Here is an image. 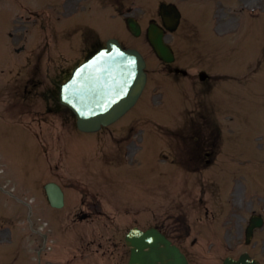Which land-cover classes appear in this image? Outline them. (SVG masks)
<instances>
[{"label":"rangeland","instance_id":"374dc122","mask_svg":"<svg viewBox=\"0 0 264 264\" xmlns=\"http://www.w3.org/2000/svg\"><path fill=\"white\" fill-rule=\"evenodd\" d=\"M36 1L47 2V0ZM59 1L62 0H56V2ZM159 1L162 0H156L153 3L149 0H133L131 5L132 15L141 21L143 28L146 27L149 17L155 15ZM163 1L175 2L177 6L184 8L181 28L175 34L168 35L166 38L171 46L176 49L178 56L180 58L184 56L185 62L182 63H185L190 73H195L202 69L211 74H229L230 77H220L217 81L211 82L210 89L199 86L198 82L196 85L188 87L186 85L190 81L187 83L183 79L181 82L184 81V83H180L175 93L164 94L162 90H158L159 88L156 85V82L159 81L157 79L159 75H151L150 83L145 91V99H141L138 105L136 104L133 112L118 125L96 134L99 140L110 139V137L116 140L117 135L123 134L128 136V141L125 143L122 141L120 145L116 144V147H109L108 145L103 147V143L101 148L89 153L87 155L88 159L91 161L93 158L96 165L87 168L84 173L83 169L85 166L81 167L82 174L79 176V187L88 191L89 194L95 193L98 196L108 190L107 188L102 190L93 185V183L105 182L108 186L111 185L106 181L108 176H105L107 169L108 172L111 169L109 167H106V169L103 165L114 164L115 159L112 163L109 161V159L114 158V154L121 161L119 164H115L116 168L121 167L119 172H125L131 163V159L130 157L126 158L123 153L129 146L137 144L140 135L135 132L140 129L146 131L144 134L149 133L152 135L147 137L144 142L146 146H150V148L146 147V158L143 160L142 166L140 165L141 168L136 169L141 174L140 178H148V167L155 164V159L163 158V156L156 158L151 153L155 149L153 136L160 138V141L163 140L162 142H164L163 144L160 143L158 151H156L167 154L170 149L175 148L178 144L177 134H169V128L182 126L184 120L188 124L189 116L187 112L190 111L208 114L211 116L210 119L213 120L212 128L213 126L220 127L216 130L219 136L218 146L220 147V152L215 157L216 162L209 169L198 174H190L189 178L180 169L174 167L175 170H173L166 164V166L159 168L160 178L156 177L155 173L154 176L149 177L147 184L139 181L136 196L132 197L133 193L129 191L127 192L131 195L120 193L122 188H116L115 194L120 193L121 198L127 202L133 200L134 205L132 207L128 206L127 202L120 201V207L122 209L125 208L123 212L128 213L129 211L133 218L131 222L128 221L127 223H124L127 220L122 218L120 220L122 225L109 226L107 224L108 228L106 229L102 228V225H98V221H94L93 224L89 225L85 223L80 225V244H78L80 262L82 259L88 258V260L96 264H126L129 251L128 248L124 247L123 236L132 224L141 226V228L156 224L160 216L157 214L163 211L159 210V208H163L160 206H164L167 203V198L168 203L165 207L171 206L172 203L176 204V206L178 204L187 205L188 203H193L192 205L194 206L203 205L205 207L206 203L204 205L200 202L202 196L200 187L205 186L206 188L209 187L208 190L211 192L213 203L210 202V194H207L204 199L210 202L207 205L210 207L208 211L210 215L207 221L202 223L205 230L202 232L193 231L192 238L197 239L196 246H185L189 253L188 255L191 257L192 264H220L225 257L237 258L243 252H248L251 257L264 264V226L262 229L255 231L249 245H245L243 242L244 230L250 214L253 212L259 213L264 218V0H256V2L255 0H235V2L233 0H224L225 5L217 0H207L204 5L211 8L208 14L211 20L195 18L191 4L193 0ZM41 8L37 6L36 10L39 12ZM93 9L101 11L108 18H113L114 13L110 7L99 8L95 6ZM198 9L201 10L199 7ZM60 11L62 12L63 10ZM248 12L252 13L250 15L253 18L248 15ZM244 13H247V16H244ZM21 14L26 13L22 12ZM195 14H198L197 9ZM1 15L4 18L7 16L6 13ZM65 17L63 15V18ZM77 19L79 21L80 19L81 21L85 19L87 24L98 25L97 27L101 29V32L103 29L105 38L113 33L122 35V37L119 36V39L126 47L137 48L146 57L149 70H157L159 68L160 63L155 59L150 46L144 39V34L139 38H134L129 34L125 36L124 28L121 24L116 22V20H101L99 12L83 13L80 18L79 9ZM244 20L246 22L249 20V22H242ZM70 22L68 21L67 24L69 25ZM237 28L240 31H237ZM56 30L61 31L57 25ZM235 30L237 31L236 35H233L232 32ZM243 39L247 41H243ZM18 40H13L11 43H17L16 46H18L20 44ZM237 42L238 46L234 45ZM238 47L240 54L236 56L235 51ZM235 56L242 61L254 56V65L260 71L258 74L262 72L260 80H258V74H254V77L252 75L253 72H256V68L251 64V61L249 66H247L248 80L246 79L243 83L244 79L234 77L235 74L230 72L242 74L245 71L242 65L237 64L238 61ZM14 57L16 55L12 52L10 59L6 58L4 60L5 63L0 61V71L6 69V67H8L7 70H11L10 74L0 72V87L14 78L16 70L23 62L21 58ZM227 62H234L235 64ZM230 65L235 68H228L230 72L227 73V67ZM234 84L237 86L235 87ZM204 92H206V95ZM232 97L237 99L235 100ZM239 107L241 108L239 109ZM169 108L174 113L171 112L168 115ZM244 108L249 110V117L251 118L245 119L244 123L241 124L237 113L240 110V116L244 115L246 111L243 110ZM237 109L239 110L236 111ZM178 112H184L185 119L184 115L178 114ZM13 118L21 124H28L31 129L38 130L39 127L41 129L40 137L47 142L48 148H50V141L52 152L53 150H58L67 155V152L64 149L59 150L58 148L60 147L58 146H60L59 144L62 142L64 135L72 134V131H74L71 118L65 115L49 116L47 124L39 123L37 120L34 125L28 123L27 116L17 115ZM207 120L211 123L209 119ZM66 121H69V123L65 125ZM239 132L243 134L240 135ZM234 133L235 135L233 136ZM65 141L70 150L68 162L70 165L77 167L81 162L80 151L88 150L90 146L96 145V139L92 134H72L66 137ZM124 145L127 146L124 147ZM38 147L39 145L34 136L20 129L4 125L2 127L0 125V157L5 167V173L10 177L12 176L11 179L23 181L30 186H37L42 177L40 167L45 162ZM167 169L172 171L168 172ZM59 170L55 173L58 176L56 179L63 183L65 179L59 173ZM130 173L133 172L128 171V178L131 183H135L136 174L131 175ZM73 178L75 179L76 177ZM120 179H124V177ZM184 182H187L186 186H183ZM178 183H180V186L177 185ZM127 185L128 183L125 181L120 184L125 189H127ZM0 200H5L1 189ZM107 206H110L109 200H107ZM7 211L6 208L0 207V215L4 214L1 212L6 213ZM124 215L123 213L121 216L124 217ZM100 222L105 223L103 219ZM43 226H39L38 230ZM18 232L23 234L26 231L21 229ZM75 233V228L70 229V247L77 244ZM91 255L93 257L89 258ZM23 256L26 262L28 259L26 251L23 252ZM80 262L75 260L74 264H85ZM25 264H30V262L27 261Z\"/></svg>","mask_w":264,"mask_h":264},{"label":"water","instance_id":"95a60500","mask_svg":"<svg viewBox=\"0 0 264 264\" xmlns=\"http://www.w3.org/2000/svg\"><path fill=\"white\" fill-rule=\"evenodd\" d=\"M161 9L165 26L170 30L174 29L177 15L173 7L163 6ZM128 27L135 35L139 34L140 31L133 19H128ZM149 39L161 59H171L170 56L167 58L168 49L162 42V32L158 28H155L154 25H151L149 28ZM114 44H116V42H114ZM116 47L120 49L118 46ZM121 52L116 50L113 55L111 51H108L105 57H103L104 54L96 62L102 64L103 62L108 61L109 58L113 59V62H116V60L124 53L123 58L127 57L126 68L128 74L126 73V77H128L127 81H129L127 86L128 90L126 91L127 96L123 100L118 101L115 108L112 109V107H110L106 113H101V115L89 118L80 117L78 124L80 130L92 131L99 128L101 124L106 125L107 123L112 122L120 115V112L130 107L138 98L145 80V75L143 73L144 63L141 60L140 55L134 51L128 50L123 53ZM260 224V220H251V225L246 230L247 240L251 237V230H253L254 227H259ZM126 237L128 244L132 247L130 264H187L184 256L175 245H171L168 240L158 234L155 230H148L144 233L135 230ZM223 264L257 263L255 260L250 259L247 254H243L238 262L228 258Z\"/></svg>","mask_w":264,"mask_h":264},{"label":"flooded vegetation","instance_id":"af4514ba","mask_svg":"<svg viewBox=\"0 0 264 264\" xmlns=\"http://www.w3.org/2000/svg\"><path fill=\"white\" fill-rule=\"evenodd\" d=\"M45 47H38L33 48L30 50L29 57L27 58L30 62V65L32 67L27 70L26 75H24L20 79L19 83L27 82L28 84H24L23 86V92L28 95H24L22 97L27 98L24 103H28V105L31 106L30 100L32 97H36V93L34 94V91L37 89H40L43 86H46L47 89L45 92H41V96L46 97V93L49 90V86H52V78L51 75H49L51 69L50 67L53 66L52 63V56L49 52L48 46L49 44L46 42ZM46 61V74L45 77L43 75H40L41 72L40 67L43 61ZM172 67L170 65L164 64V68L162 69L163 72L167 71L169 74L175 79L178 78V74L174 75L172 74ZM28 78V79H27ZM27 79V80H26ZM47 108V107H46ZM49 111V110H47ZM31 113V112H30ZM36 116V113H34V118ZM172 155H174V158L165 159V161L171 162L173 166H177L179 168H185L187 171H183L187 173V177L189 178V174H191L192 171H196L201 168L208 167L211 162L214 154L212 153L211 149H209V143L205 142L203 145H199V147H195L193 144L186 143L178 148L172 149L170 151ZM180 153L181 154H187L188 158H181L180 155L175 156L174 153ZM204 194L206 192H203ZM191 194V192H190ZM191 198V197H190ZM66 201V197H65ZM168 203V202H167ZM166 203V205H167ZM193 203H188L187 205H180L176 206V204H173L171 206L161 208L160 216L156 222V224H153L155 228L158 229L163 235H165L174 245H177L182 249L184 254L187 256L189 263L191 264V258L190 255H188V252L184 250L182 247H185L187 245L189 246H195L196 239H191V233L193 231V226L196 225V222L200 221V217H198V210H204L205 215H208L207 208L204 207H195L192 205ZM88 212H93L95 210L94 207H85ZM77 210L73 213L75 215H80V208H76ZM201 212V211H200ZM94 214V213H92ZM200 214V213H199ZM197 215V216H196ZM35 225V223H32V227ZM189 243V244H187ZM12 253H9L8 250L3 249L0 255V259L2 261L1 264L6 263L8 257ZM41 255H38V258H40ZM46 264H58L60 261H53V260H47L45 261ZM61 263L67 264L68 261H61Z\"/></svg>","mask_w":264,"mask_h":264}]
</instances>
